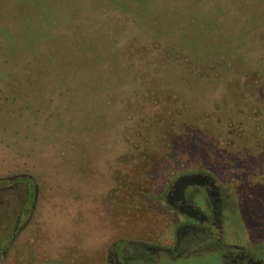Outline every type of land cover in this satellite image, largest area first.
I'll use <instances>...</instances> for the list:
<instances>
[{"label":"rangeland","instance_id":"obj_1","mask_svg":"<svg viewBox=\"0 0 264 264\" xmlns=\"http://www.w3.org/2000/svg\"><path fill=\"white\" fill-rule=\"evenodd\" d=\"M194 169L232 190L261 239L264 0H0V179L35 177L44 226H76L78 262L116 234L120 200H160ZM154 214L169 242V215Z\"/></svg>","mask_w":264,"mask_h":264},{"label":"flooded vegetation","instance_id":"obj_2","mask_svg":"<svg viewBox=\"0 0 264 264\" xmlns=\"http://www.w3.org/2000/svg\"><path fill=\"white\" fill-rule=\"evenodd\" d=\"M40 187L26 172L0 179V264H157L205 253L215 255L218 264H264V234L258 241L253 239L248 231L251 225L232 214L236 212L231 207L232 190L206 169L178 176L165 186L160 200L139 198L132 200L135 204L120 200L117 217L106 220L116 234L109 235L98 252L89 253L91 259L96 253L102 255L100 261L76 260V226L66 230L63 225L65 230L59 232L44 226ZM130 206L140 228L133 236L125 234L123 223ZM158 206L171 219L169 242L151 230ZM62 236L68 256L57 251Z\"/></svg>","mask_w":264,"mask_h":264}]
</instances>
